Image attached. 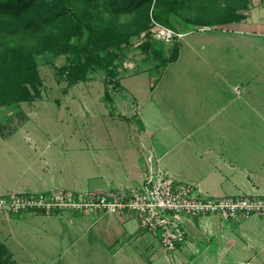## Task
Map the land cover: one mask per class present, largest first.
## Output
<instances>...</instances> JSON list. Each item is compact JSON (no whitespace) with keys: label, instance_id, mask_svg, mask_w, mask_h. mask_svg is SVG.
Wrapping results in <instances>:
<instances>
[{"label":"rangeland","instance_id":"374dc122","mask_svg":"<svg viewBox=\"0 0 264 264\" xmlns=\"http://www.w3.org/2000/svg\"><path fill=\"white\" fill-rule=\"evenodd\" d=\"M253 3L254 0H249L246 10L254 7ZM178 20L172 22L178 30L187 32L176 41L180 42L179 58L164 66L174 42L153 40V20L146 31L129 38L127 43L99 50L101 54L107 50L116 55L108 73L103 67L95 66L87 79L73 84L69 83L65 69L82 57L75 48L34 55L39 81L27 84L30 91L27 100L16 104L0 102V128H5L7 133L9 129L15 131L29 117L28 124L47 129L49 136L62 133L64 138H72L67 140L72 168L70 160L82 155L76 153V146L82 143L86 158H91L94 152L91 148L99 145L105 147V156L112 162L125 163L124 156L132 143L139 156L146 160L149 143L143 146L137 135L145 129L142 119L148 121L146 128L160 139L167 132L163 128L186 133L218 127L238 97L251 95L253 81L260 84L256 72L252 71L251 45L241 43L237 39L240 37H229L230 34L216 29L218 26L189 27ZM72 42L75 43V38ZM242 46L243 54L237 51ZM223 79L228 82L224 83ZM106 94L110 100L105 98ZM225 97L234 98L227 109L223 107ZM16 134L20 137L21 132ZM78 135L83 137L82 143ZM21 137L25 138L26 134L22 133ZM14 138L6 136L5 143L0 140V193L6 189L18 190L12 184L18 167L9 164L12 153L8 146L21 145L12 143ZM28 142L23 139L26 146ZM63 187L73 192L82 188L75 183ZM0 215L3 216L0 241L6 245L3 244L5 250L0 249L3 263L140 264L129 261L128 255H137L144 263L150 262L154 253H157L156 262L163 256L155 243L157 239L150 233L139 229L143 241L130 239L128 228L117 220V213L101 217L91 212L64 210L7 215L0 210ZM106 215L115 222L110 229L105 225ZM228 264L240 263L232 260Z\"/></svg>","mask_w":264,"mask_h":264},{"label":"crops","instance_id":"0c3cea01","mask_svg":"<svg viewBox=\"0 0 264 264\" xmlns=\"http://www.w3.org/2000/svg\"><path fill=\"white\" fill-rule=\"evenodd\" d=\"M253 4L250 10L241 11L244 17L240 21L216 28L223 30L226 35L230 34L229 37H240L237 39L241 43L248 42L251 45L252 71L256 72L260 80L259 85L253 81L251 95L237 98L236 104L225 113L218 127L192 129L186 133H178L176 129L169 132L163 128L167 132L160 139L146 128L148 121L142 119L145 129L139 130L137 135L143 146L149 143L146 147L149 154L144 160L139 156L137 147L129 143L128 154L124 156L125 163L112 162L105 156V147L99 145L92 147L94 152L91 158H86L85 146L80 141L83 137L78 135L82 146H76V153L82 155L70 160V168V147L67 144L70 138H64L62 133H50L49 136L47 129L35 123L28 124L30 118L27 117L24 126L15 131L9 129L7 133L5 128H0L2 142H7L8 136L15 137L12 143L21 144H8L12 153L9 164L18 167L12 181L18 190L5 191H46L74 183L82 186L80 191L101 193L110 188L129 190L142 180L148 169L160 167L176 179L195 185L209 196L264 194V0H254ZM180 32L184 35L187 31ZM239 50L243 54L245 49L242 46L237 48ZM179 55L180 45L177 59ZM223 81L228 82L226 79ZM230 100L234 101V98H224L225 109L232 103ZM109 116L112 115L109 113ZM18 131L21 132L20 137L15 136ZM22 133L26 134L28 146L23 143L25 138L21 137ZM72 137L77 140L76 136ZM96 214L101 217L105 215L101 212ZM7 215H4L6 219ZM116 218L128 228L130 239L134 238L139 243L143 241V235L138 233V220L132 212H119ZM2 219L0 215V222ZM180 221L186 239L175 250L167 253L161 251L163 256L157 262L154 261L157 253L149 258L148 263L139 260L137 255H128V260L140 264H228L232 260L240 264H264V221L259 217L232 222L223 221L215 215H182ZM113 224L115 222L107 216L105 225L108 229ZM155 243L158 245L157 240ZM0 244L5 245L2 241Z\"/></svg>","mask_w":264,"mask_h":264},{"label":"trees","instance_id":"16d2710c","mask_svg":"<svg viewBox=\"0 0 264 264\" xmlns=\"http://www.w3.org/2000/svg\"><path fill=\"white\" fill-rule=\"evenodd\" d=\"M248 4L249 0H0V102L28 99L27 84L39 81L34 55L75 48L82 57L65 69L73 84L87 79L95 66L108 73L116 55L99 50L127 43L146 31L151 20L174 30L178 29L173 19L189 27L222 28L240 21ZM178 52L179 43L174 42L163 66L175 61ZM105 98L111 99L107 94ZM0 264L7 263L0 258Z\"/></svg>","mask_w":264,"mask_h":264},{"label":"built area","instance_id":"2783aa9c","mask_svg":"<svg viewBox=\"0 0 264 264\" xmlns=\"http://www.w3.org/2000/svg\"><path fill=\"white\" fill-rule=\"evenodd\" d=\"M151 35L156 42L173 43L183 33L153 20ZM0 210L15 215L64 210L93 214L129 211L137 218L139 228L153 235L159 249L167 253L186 239L180 221L182 215H215L232 222L259 217L264 221V194L209 196L158 167L148 169L142 180L129 190L110 188L101 193L64 188L34 192L7 190L0 194Z\"/></svg>","mask_w":264,"mask_h":264}]
</instances>
